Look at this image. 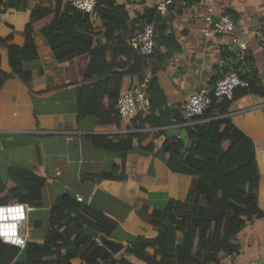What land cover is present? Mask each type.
<instances>
[{
    "label": "trees",
    "instance_id": "16d2710c",
    "mask_svg": "<svg viewBox=\"0 0 264 264\" xmlns=\"http://www.w3.org/2000/svg\"><path fill=\"white\" fill-rule=\"evenodd\" d=\"M55 1L54 7L37 6L31 9L30 20L24 29V45L11 43V36H0V47L8 49L10 66L9 71L3 69L0 54V92L9 79H17L35 99L51 97L62 88L33 90L30 82L37 73L23 67L24 60L39 56L34 37L35 23L53 14V19L41 32L57 54L58 61L65 62L89 54L82 80L84 84L77 101L79 119L94 117L99 130H133L104 137L105 148L121 152L122 155L116 159L110 172L90 175V178L126 180L128 174L124 152L132 148L133 139L139 138L142 150L154 151L155 140L166 128L184 121L180 111L174 114L167 108L166 95L156 77L158 68L180 50V45L173 34L162 35L156 31L152 54H142L133 46L135 36L145 26L152 24V11L132 19L125 5L116 0H97L96 14L91 20V15L78 11L66 0ZM1 8L5 11H26L29 5L28 0H0ZM229 15L234 18L233 14ZM79 26L87 28L95 36H104L106 42L97 41L95 44L94 36L80 32L77 29ZM163 46L171 48V51L164 54ZM244 61L245 64L252 63V57L246 54ZM115 68L120 70L115 71ZM235 68L249 86L238 87L233 100L214 97L212 105L197 117L200 122L186 126L190 145L186 146L181 138H171L160 149L173 173L195 177L187 198L183 201L171 199L164 211L153 216L160 226V232L154 236L132 239L125 253L151 264L218 262L221 253L233 255L239 252L236 238L250 219L264 218V211L258 202L261 175L254 140L228 116L234 100L248 94L264 97V82L246 67L243 70L238 66ZM113 79L115 85L112 89ZM145 81L151 99L149 111L132 119L122 117L118 110L120 94L135 89ZM140 129L147 131L134 132ZM9 178L6 183L0 177V204L19 200L37 208L42 206V190L47 177L37 171L11 167ZM41 224V220H38L35 227ZM119 224V219L113 215L64 193L51 209L49 230L44 242H29L28 264H71L76 257H80L84 264H111L117 261L129 264L127 259L113 255L86 230V227H90L111 235ZM178 232L184 234L180 244L176 240ZM147 247L155 250L153 256L146 252ZM19 251V247L0 241V264H12ZM158 256L160 260L156 259Z\"/></svg>",
    "mask_w": 264,
    "mask_h": 264
},
{
    "label": "crops",
    "instance_id": "0c3cea01",
    "mask_svg": "<svg viewBox=\"0 0 264 264\" xmlns=\"http://www.w3.org/2000/svg\"><path fill=\"white\" fill-rule=\"evenodd\" d=\"M125 5L129 16L153 12L152 25L158 34H173L180 50L167 58L157 70L156 77L163 89L167 108L175 114L191 94L203 86L212 87L221 73L220 64L228 67H244L252 70L264 82V0H173L166 12L160 8L166 0H116ZM55 0H28L26 11L0 10V36H11V43L24 45V29L30 20L31 9L37 6L54 7ZM209 6L215 16L233 14L236 34L247 41L245 54L252 63L245 64L244 57L231 44L229 36L205 37L202 30ZM95 15H91V20ZM54 15L35 23V42L39 56L24 60L25 70L37 75L30 82L33 90L62 87L51 97L35 99L29 95L17 79L5 82L0 92V177L9 182L11 167L37 171L47 177L43 187V203L34 207L30 214L28 229L30 241L43 243L49 230L51 209L58 197L68 193L86 204L118 218L120 224L111 235L118 241H130L139 236L150 237L160 232L153 220L164 211L171 199L185 200L195 177L190 174L173 173L165 163L160 149L164 143L161 136L155 140V150L145 151L139 146V138L133 139L131 149L125 151L128 178L118 181L95 180L90 175L110 172L121 152L108 151L103 139L109 134H124L133 130H99L94 117L79 119L77 101L87 66L89 54L59 62L57 54L42 34ZM80 32L93 33L85 27ZM94 36V42H106L104 36ZM165 54L171 48L162 47ZM230 53L232 55L230 56ZM3 69L9 71V52L0 47ZM120 70L115 68V71ZM150 77V73L148 75ZM154 75L151 73V77ZM148 84V83H147ZM115 81L113 79L111 88ZM64 86V87H63ZM228 116L233 123L249 135L255 143L260 170L258 202L264 211V97L248 94L234 100ZM206 120V119H202ZM172 126L186 130L180 123ZM140 129L134 132H143ZM190 145V141H189ZM29 204V203H28ZM41 220L36 228L35 222ZM184 234L178 232L177 243H182ZM236 243L239 252L233 255L221 253L218 262L210 264H261L264 260V218L250 219L238 234ZM153 256L155 250L147 247ZM129 264H151L123 250L116 255ZM160 260L161 257L156 258ZM71 264H84L80 257Z\"/></svg>",
    "mask_w": 264,
    "mask_h": 264
},
{
    "label": "built area",
    "instance_id": "2783aa9c",
    "mask_svg": "<svg viewBox=\"0 0 264 264\" xmlns=\"http://www.w3.org/2000/svg\"><path fill=\"white\" fill-rule=\"evenodd\" d=\"M78 11L95 15L97 0H66ZM173 0H166L160 10L164 13ZM205 26L202 33L205 37L226 35L230 37L232 46L239 50L241 55L248 49L247 41L236 34L235 19L226 13L215 16L214 8L209 6L204 17ZM156 29L152 24L143 28L133 39L132 44L140 53L150 55L155 48ZM221 73L212 87L203 86L194 91L182 105L180 112L183 122L180 126L186 127L200 122L197 117L202 116L212 105L213 98L218 100H233L238 87L249 86L241 78L235 67H228L227 63L220 64ZM151 99L147 91V81L133 90L124 91L118 99V110L122 117L132 119L136 115L149 111ZM175 126H169L172 128ZM78 200L82 201L79 197ZM33 206L19 200L7 204H0V241L23 248L30 242L28 223ZM111 264H123L120 261Z\"/></svg>",
    "mask_w": 264,
    "mask_h": 264
},
{
    "label": "water",
    "instance_id": "95a60500",
    "mask_svg": "<svg viewBox=\"0 0 264 264\" xmlns=\"http://www.w3.org/2000/svg\"><path fill=\"white\" fill-rule=\"evenodd\" d=\"M161 138L165 142L167 139L171 138H181L184 140L185 145H189V136L186 130H183L179 127H172L165 130V132L161 135ZM88 233L97 240L101 245L106 247L113 255H118L126 247L129 245L128 242L125 241H118L111 237H108L105 233H102L98 230H95L90 227H86ZM28 249H29V242L23 247L20 248V251L15 258V261L12 264H28ZM261 264H264V260H262Z\"/></svg>",
    "mask_w": 264,
    "mask_h": 264
},
{
    "label": "rangeland",
    "instance_id": "374dc122",
    "mask_svg": "<svg viewBox=\"0 0 264 264\" xmlns=\"http://www.w3.org/2000/svg\"><path fill=\"white\" fill-rule=\"evenodd\" d=\"M30 233H31V236H33V234H34V231H30Z\"/></svg>",
    "mask_w": 264,
    "mask_h": 264
}]
</instances>
